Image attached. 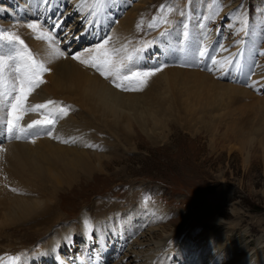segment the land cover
<instances>
[{"label": "bare ground", "instance_id": "6f19581e", "mask_svg": "<svg viewBox=\"0 0 264 264\" xmlns=\"http://www.w3.org/2000/svg\"><path fill=\"white\" fill-rule=\"evenodd\" d=\"M214 4L215 0L171 3L167 7L172 11L163 13L148 31L150 35L140 42L141 27L150 18L145 17L146 8L127 9L125 0H0V30L19 35L34 59L51 69L42 75L45 82L32 90L25 107L53 102L45 109L23 114L20 127L27 135L21 134L19 140L7 133L6 123L0 124V240L13 243L4 234L6 229L35 236L28 248L17 247L21 240L14 241L16 247L0 244V264H79L77 257L80 264H197L194 256L199 244L213 238L215 231L225 226L234 230L242 222L240 219L230 228L219 220L218 210L206 207L192 217L185 230L170 233L172 225L166 224L165 212L137 205L134 193L121 202L96 199L75 221L65 222L58 210L62 195L82 181L107 175L120 161V152H135L136 136L152 146L160 145L169 139L167 132L172 126L193 136L202 131L210 134L212 151V141L222 126L229 134L223 139L232 136L241 140L238 144L245 170L256 158L264 165V144L258 141L260 155L249 147L264 122V96L256 95L264 94V64L259 60L249 73L253 47L264 31V14L253 24H247L246 19L227 22L219 45L215 39L221 26L209 22L215 14ZM202 9L205 14L198 33L192 16ZM165 18L171 23L161 24ZM28 23L40 27L33 31L27 28ZM49 24H54L53 31L47 29ZM45 31L55 33V43L38 38ZM105 37L109 38L106 47L117 50L112 58L118 64H129L127 57L133 55V71L161 70L147 78L119 79L127 89L121 90L114 86V77L105 78L70 55L65 58L54 51L80 52ZM138 49L143 51L136 55ZM201 50L208 53L203 59ZM8 51L7 46L0 48V54ZM259 52L264 58V47ZM125 74L122 70L121 75ZM258 79L263 82L258 84ZM7 111L0 108V118L6 119ZM243 117L249 119V126L239 122ZM33 120H51L52 124L27 129ZM202 225L212 232L197 237L186 252L193 254L186 263L182 260L186 253L178 248L180 242L189 240ZM224 246L215 243L212 248ZM14 249L21 251L13 253ZM260 249L263 252L264 245Z\"/></svg>", "mask_w": 264, "mask_h": 264}, {"label": "rangeland", "instance_id": "374dc122", "mask_svg": "<svg viewBox=\"0 0 264 264\" xmlns=\"http://www.w3.org/2000/svg\"><path fill=\"white\" fill-rule=\"evenodd\" d=\"M177 1L182 0H125L127 9L137 7V5L140 11H144L146 8L145 17L150 18L147 20V24L141 27L140 42L150 35L151 32L148 31L152 29L149 26L153 24V19L155 18L158 22L163 13L168 15L169 11L167 12L166 9L171 7V3ZM263 3L264 0H215L213 13L218 15L214 14L213 18L209 19L210 23L214 20L212 22L214 25L221 26L215 43L221 44V40L224 38L225 24L232 19L240 23L246 19L247 24H253L259 15L264 14L262 12ZM162 5L165 9L163 12L161 11ZM257 9H260L258 13ZM204 14L205 9H202L199 13L195 12L194 18L192 16L194 30L198 33L200 32L198 27L201 25ZM115 17L113 20L116 19ZM53 28L54 24L47 26L49 31H53ZM182 29V25H179V32L180 30L182 32ZM249 30L251 31L250 27ZM263 47L264 31L258 44L253 47L249 73L255 69L259 60L264 64V58L259 52ZM249 73L246 76L247 82L252 79L248 76ZM262 82L258 79V84ZM256 95L264 96L261 93ZM236 122L238 123V121ZM239 122L249 126L247 117H243ZM172 127H169V133L167 132L169 139L160 145L152 146L146 139L136 136V151L132 153L120 152V161L107 170V175L94 177L88 183L82 181V184L80 183L70 192L62 195L61 199H58V210L66 218L65 222L67 220L75 221L81 211H84L86 206H91L92 201L96 199H105V202L114 199L116 202H121L127 200L130 193H134V201L137 205L144 208L162 209L166 215V224L172 225L170 233L185 230L193 216L201 214L206 207H211L219 211V220L225 225H229L230 228L236 221L242 219V222L237 224L234 230L225 226L217 232L215 231L212 234L213 238L210 237L208 242L204 241L198 246L196 243L195 246L199 247L194 256L197 264H238L239 262L264 264V249L263 252L260 251L261 246L264 245L263 163L259 158L253 159L251 168L245 170L238 144L241 140L234 139L232 136L223 139L222 136L228 137L229 134H225V128L222 126L212 141L215 151L209 148L210 134L202 131L199 135L193 136L185 133L178 126ZM259 128L260 132L253 135L254 142L249 146L250 151L255 150L257 155L261 154L258 141L264 144V122L259 124ZM13 231V229L4 231V234L11 237L13 243L0 240L2 246L7 243L11 247H16L15 242L21 240V243L26 244L17 241V247L23 245L24 248H28L32 245L27 243L35 242L32 240L35 237L33 234L19 232L15 234ZM187 231L182 234L185 235ZM210 231L212 232L207 225L198 227L189 240L186 238L187 240L180 242L178 247L180 253L188 252L197 237ZM215 243H222L225 246L219 247V251L212 248ZM20 249H14L15 251L12 252H19ZM232 255L234 256L232 257ZM119 256L120 253L116 257ZM189 256L188 253L184 254L182 260L188 263L187 260L191 259Z\"/></svg>", "mask_w": 264, "mask_h": 264}, {"label": "snow or ice", "instance_id": "6c2138e0", "mask_svg": "<svg viewBox=\"0 0 264 264\" xmlns=\"http://www.w3.org/2000/svg\"><path fill=\"white\" fill-rule=\"evenodd\" d=\"M42 2H50V0H42ZM104 3L107 0H103ZM161 11H165L164 6H161ZM167 11H172L168 8ZM171 23L166 18L160 20V23ZM246 23V21H244ZM59 27V23L56 25ZM156 20L153 19V24L149 27H155ZM40 27L38 23H28L27 28L35 31ZM139 27V25L137 26ZM54 32L45 31L38 37L42 40H48L55 43ZM109 44V38L105 37L100 43L94 47H89L80 52L67 53V50L61 51L59 48L54 49L55 53L59 56L67 58L70 55L72 60L78 61L85 67H91L99 72L101 75L108 78L109 76L114 77L113 84L116 88L121 90H127L122 86L121 83L117 82L119 79L123 80H136L139 78H147L154 75L156 72L161 70V67L145 71H133L134 67V56L129 55L127 57L129 64H118L112 58V54H115L117 50H109L106 46ZM7 46L9 51L8 54H0V99L3 103L0 104V108L6 107L7 118H0V124L7 126V133L19 140L22 138L21 134L27 135L26 130L20 127V122L23 119V114L26 112H36L38 109H45L48 105L52 104V101L46 103L36 104L32 108L25 107V103L33 89L39 87L45 81L42 79L44 73L50 72L51 69L45 67L43 62H38L34 59L32 52L28 48L26 42L14 32L7 30H0V48ZM143 49H138L136 55L139 54ZM206 51H199V57L203 59L207 56ZM239 55V54H238ZM215 63V60H213ZM238 68L239 64L236 65ZM122 70H126L125 75H121ZM60 111L66 114L63 108ZM52 124L51 120H33L27 125V129L34 128H45ZM51 135V130L47 132ZM34 142V141H33ZM91 227V225L86 222ZM13 260L19 259L18 257L12 258Z\"/></svg>", "mask_w": 264, "mask_h": 264}]
</instances>
